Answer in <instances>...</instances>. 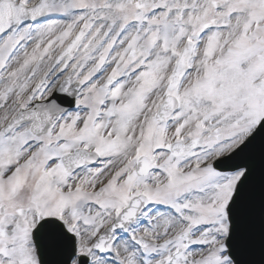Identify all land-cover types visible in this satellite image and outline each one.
Instances as JSON below:
<instances>
[{
	"label": "snow or ice",
	"instance_id": "obj_1",
	"mask_svg": "<svg viewBox=\"0 0 264 264\" xmlns=\"http://www.w3.org/2000/svg\"><path fill=\"white\" fill-rule=\"evenodd\" d=\"M0 264H264V0H0Z\"/></svg>",
	"mask_w": 264,
	"mask_h": 264
}]
</instances>
